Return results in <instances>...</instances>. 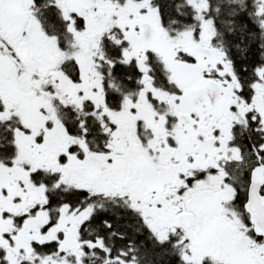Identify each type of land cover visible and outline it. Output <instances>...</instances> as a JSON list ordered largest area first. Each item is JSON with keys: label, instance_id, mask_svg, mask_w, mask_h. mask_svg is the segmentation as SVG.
Listing matches in <instances>:
<instances>
[{"label": "snow or ice", "instance_id": "6c2138e0", "mask_svg": "<svg viewBox=\"0 0 264 264\" xmlns=\"http://www.w3.org/2000/svg\"><path fill=\"white\" fill-rule=\"evenodd\" d=\"M0 264H264V0H0Z\"/></svg>", "mask_w": 264, "mask_h": 264}]
</instances>
